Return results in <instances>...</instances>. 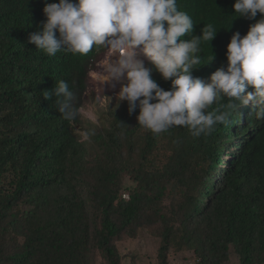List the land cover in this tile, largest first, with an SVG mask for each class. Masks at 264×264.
<instances>
[{
	"label": "trees",
	"instance_id": "obj_1",
	"mask_svg": "<svg viewBox=\"0 0 264 264\" xmlns=\"http://www.w3.org/2000/svg\"><path fill=\"white\" fill-rule=\"evenodd\" d=\"M190 1L178 7L194 23L181 39L212 25L203 48L221 52L215 65L231 36L260 19L238 17L235 0ZM44 5L0 0V264H138L117 243L142 230L161 239L158 264L174 250L192 251L197 264H228L232 250L239 264H264V119L231 111L224 98L207 111H230L231 122L211 134L175 126L156 135L125 102L83 140L81 113L63 119L43 91L64 80L81 109L98 48L48 56L29 44Z\"/></svg>",
	"mask_w": 264,
	"mask_h": 264
},
{
	"label": "clouds",
	"instance_id": "obj_2",
	"mask_svg": "<svg viewBox=\"0 0 264 264\" xmlns=\"http://www.w3.org/2000/svg\"><path fill=\"white\" fill-rule=\"evenodd\" d=\"M178 7L185 9V0H45L42 30L27 42L48 56L62 49L79 56L94 46L95 55L107 50L104 84L112 89L119 84L116 98L127 102L129 114L139 109L138 125L156 135L175 126L188 128L194 137L211 134L217 124L231 122L230 111H207L224 98L231 111L243 115L247 109L246 114L264 119V0H235L238 17L255 20L259 13L260 19L246 35L231 36L226 59L218 65L214 57L221 52L203 48L217 34L213 26L181 39L194 23ZM53 95L60 116L75 120L81 109L69 84L61 80L53 91H43L45 99Z\"/></svg>",
	"mask_w": 264,
	"mask_h": 264
},
{
	"label": "rangeland",
	"instance_id": "obj_3",
	"mask_svg": "<svg viewBox=\"0 0 264 264\" xmlns=\"http://www.w3.org/2000/svg\"><path fill=\"white\" fill-rule=\"evenodd\" d=\"M109 53L107 50H100L94 60L89 65L88 90L84 96V105L81 108L82 126L77 127L79 135L83 140H89L87 132L95 130L104 124H108L105 120L111 107L123 104L119 102L116 94L120 85L117 84L115 89L104 84L105 77L102 75V66L106 62ZM87 121H90L88 123ZM82 127V128H81ZM101 128V127H100ZM98 128V129H100ZM165 144V141L162 142ZM228 156L226 158L228 159ZM126 194V193H125ZM128 198L127 194L125 195ZM161 239L154 236L148 230L140 231L139 235L134 239H124L117 243L119 251L122 255L134 254L137 256L138 264H158V250ZM170 264H197L196 256L192 251H172L169 257ZM96 264H105L101 256L97 258ZM124 264H130V259L125 258ZM228 264H239L235 253L231 252V258Z\"/></svg>",
	"mask_w": 264,
	"mask_h": 264
}]
</instances>
